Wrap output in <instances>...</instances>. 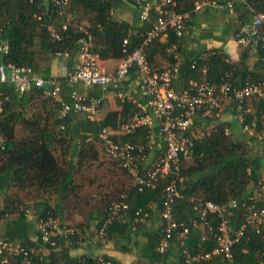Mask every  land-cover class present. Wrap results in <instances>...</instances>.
<instances>
[{"label": "trees", "instance_id": "1", "mask_svg": "<svg viewBox=\"0 0 264 264\" xmlns=\"http://www.w3.org/2000/svg\"><path fill=\"white\" fill-rule=\"evenodd\" d=\"M128 1L136 9L139 20L140 5H149L148 19L140 20V24L136 27L113 17L112 12L119 4L118 0H67L66 5L62 7L54 5L51 0H0V39L6 40L9 45L8 54L0 61L18 67L32 68L45 80L54 79L51 75L53 60L62 55H68L72 59L76 57L79 51L78 40L83 36L82 30L92 36L91 50L100 60L121 61L142 44L159 10V0H156V6L150 5L147 0ZM173 1L176 12L187 13L190 17L195 3L206 0ZM238 6L241 7L244 16L239 29L250 23L255 14L264 13V0H248L247 4L233 0L231 9L238 11ZM165 9H170V6H166ZM263 28L264 22L258 30ZM52 32H56L59 39L53 38ZM182 35L177 37L170 31L165 43H161L160 37H157L144 48L153 74L160 75L161 71L163 72V70H154V57L159 54L166 59L168 67L166 71L172 75L171 86L175 91L189 89L190 83L193 82L207 83L216 91L224 83H228L234 89L241 88L246 83H264V75L256 72V69H248L244 65V58L240 62L231 63L220 50L209 51L204 58L191 57L179 62L173 52L167 49H170L172 44H177ZM125 40L126 44H123ZM243 50L245 53H250L251 47ZM261 62L259 60L256 65L262 64ZM132 71L138 75L135 67H132L129 73ZM59 80L62 81L61 85L69 90L64 94L62 92L59 102L43 96L42 90L32 89L28 93L19 94L12 84L0 83V137L3 143L0 145V223L4 226L3 233L2 226L0 228V241L19 243L21 246L37 249L44 246L46 251L37 252L38 254L33 257V262L36 264H120L106 256L99 259L70 254V251L86 236L82 224L75 225L81 230V234L55 239L57 248L53 249L49 244L42 243L37 224L36 239H32L33 226L27 222L25 216L28 209H33L38 214L37 222L50 215L62 224L65 221L64 208L75 205L80 197L79 190L83 184L76 183V175H79L80 170L84 173V170L89 169L88 167L95 162L96 164L91 168L104 166L107 173L115 178L112 180L110 177L106 182L109 191H106L102 197L98 195L100 200L95 199L94 202L86 203L88 209L97 211L100 217L96 226L97 236L112 202H124L129 207L124 221L115 220L106 228L105 240L113 231L118 230L120 234L126 231L133 232L130 223L134 219V213L142 210L148 216L141 221L146 220L151 214L149 208L151 203L159 205L161 212L164 189L173 180H177L180 198H176L172 205V216L177 224H184L189 229L184 246L190 254H205L216 247V242L209 238L204 227H202L203 234L207 239L202 241L203 234L201 236L197 230L200 226H193L194 221L199 222V215L193 210L198 200L220 206L236 201L238 207L228 210L226 218L233 230L243 224L246 212L242 204L253 195L258 188V182L261 181L263 156L251 155V152L257 148L253 149L250 143L257 137L253 135L264 136V100L257 98L244 100L239 107L236 101L232 99L228 101L230 103L228 107H232L233 115L241 119V125L252 129L251 138L244 140L236 137L231 124L222 120V114L220 119L213 117L211 119L214 125L209 127L207 124V129L202 128L206 131L205 137L195 142L191 160L181 161L177 175L171 174L160 180L153 189L139 190V187L133 183L125 186L120 178L115 176L112 170L110 171L109 166L99 162L101 149L103 154L115 162L128 177L119 162L105 152V146L99 139L103 129H106L115 141L144 145L147 160L141 163L143 167H150L162 156L163 145L153 147L152 150L148 149L145 127H136L131 133H124L121 130L122 126L129 124L131 118L140 112L138 108L131 101L124 100L119 110H107L98 120L91 118L87 113L78 112L85 114L84 124L79 125L85 134L79 135V127H72L70 124V116L77 113L76 111L71 110L64 117H59L62 103L70 104L71 93L75 90L74 87L66 85L64 78ZM97 100H99L98 106H102L100 99ZM249 104L254 109L252 113L247 111ZM198 126H201V123L195 122L194 128ZM25 130L31 134V137L16 136L17 133ZM66 155L71 157L70 162L65 160ZM3 175L6 178L2 179ZM179 179L181 181H178ZM84 181L89 187L93 185L89 178L84 177ZM118 191L116 198L106 200L109 194ZM71 196H75L77 200L73 202ZM69 200L72 203L67 205L66 203H70ZM206 219L213 229L220 223L213 214L207 215ZM162 230L163 223L160 220L159 229L148 236L146 246L152 258L145 264H158L159 259H163L168 254L171 245L176 241L180 247V264H185L176 232L164 255L156 251L163 236ZM231 254L234 264H264V228L257 231L256 228L247 226L243 235L231 246ZM20 260L21 257L8 256V264H20ZM215 263L225 264V261L221 256L214 255L211 259L199 260L191 264Z\"/></svg>", "mask_w": 264, "mask_h": 264}, {"label": "built area", "instance_id": "2", "mask_svg": "<svg viewBox=\"0 0 264 264\" xmlns=\"http://www.w3.org/2000/svg\"><path fill=\"white\" fill-rule=\"evenodd\" d=\"M247 4L248 0H238ZM54 5L65 6L67 0H51ZM233 0H228L224 5L212 1L199 3L197 7L210 5L213 7H226L231 9ZM170 9H165L166 6ZM164 7V9L162 8ZM141 21L148 19L149 5H140ZM173 0H159V10L155 22L146 33L142 44L135 51L121 60L116 70L112 73H104L99 66V56L91 50L92 36L82 30L83 36L78 40L79 51L76 54L75 62L71 71L64 77V82L69 87L81 84L86 87L97 86L102 91L109 87L117 88L126 79L129 70L135 67L139 76V90L145 103L134 119L121 130L124 133H131L134 128L142 126L147 129V147L152 150L155 145L153 129L158 127V133L164 147L161 157L155 160L150 167H143L141 163L146 162L144 145L139 143L121 142L113 140L106 129L99 134V139L105 146V152L117 160L122 169L127 173L133 185L142 188L153 189L160 180L171 174H178L182 160H191L195 142L205 137V129L192 131L194 118L199 112L213 117H220L224 100L233 99L238 107L244 100L252 98L264 100V83H246L238 89L231 88L228 83L220 86L218 91L207 83H190L189 89L175 91L171 86V73L166 71L160 75L153 74L145 56L144 48L157 37H167L172 31L177 37L182 35L185 24L188 20L187 13H178L174 10ZM252 11V8L249 7ZM264 22V13L255 14L250 23L239 29L236 40L239 44L245 45L251 37H257L258 29ZM65 29V27H64ZM52 37L59 39L56 32ZM126 44V40L123 42ZM9 45L6 40L0 39V60L8 54ZM176 71V68L175 70ZM62 81L58 79H43L37 72L29 67H18L14 64L0 61V83H10L19 94H25L32 89L42 90L56 101H61ZM71 103H62L59 117H64L69 111L84 112L93 115L99 100L86 98L79 95L75 90L71 93ZM244 130L248 131L247 126ZM252 135V134H251ZM2 139L0 137V145ZM256 149V142L250 143ZM178 181H181L179 179ZM176 198H180L177 189V180L171 181L164 189V197L161 203L160 220L163 223V236L161 237L156 251L165 254L170 245V240L176 232V239L181 244V255L185 264H191L199 260L211 259L212 256H221L225 264H234L231 254V246L243 235L247 226H252L259 231L264 228V181L258 182V188L242 206L245 210V221L236 230L229 225L226 218L228 210L238 207L236 201H230L227 205L220 206L209 201L198 200L193 207L199 215V222L194 221L193 226L205 228L209 238L214 239L216 247L205 254L192 255L184 246V240L189 232L184 224H177L172 216V205ZM193 200V199H191ZM261 203L263 204L261 206ZM128 205L124 202L114 201L108 208L107 217L98 230V237L103 241L106 228L115 220H125ZM213 214L220 220L216 228H212L207 221V215ZM147 213L138 210L134 213V219L130 223L131 231L136 230V225L147 217ZM37 230L40 233L43 244H49L55 249V239L66 238L81 234V230L64 224H60L55 218L48 215L37 222ZM176 230V231H175ZM86 234V232L84 233ZM207 238L205 234L202 241ZM42 247L21 246L19 243L0 241V264H8V256L21 257L20 264H36L33 262L37 252L44 253ZM46 251V248H44ZM6 254L7 256H3ZM219 264V263H215Z\"/></svg>", "mask_w": 264, "mask_h": 264}, {"label": "crops", "instance_id": "3", "mask_svg": "<svg viewBox=\"0 0 264 264\" xmlns=\"http://www.w3.org/2000/svg\"><path fill=\"white\" fill-rule=\"evenodd\" d=\"M118 1V6L112 12L113 17L117 20L126 21L133 27L138 26L140 24V20L138 19V14L133 4H130L128 0ZM211 1L215 2L216 4L222 5L226 3L227 0ZM146 2L150 5L156 6V0H147ZM197 5H199V2L195 3L182 37L178 39L177 44H172L170 49L167 50L173 52L174 56L177 57L179 62L191 57L204 58L207 56V53L209 51L220 50V52L224 53L227 56V60L229 62L237 63L244 58V65L248 69H256V72L264 75V28L262 30H258L257 37H251L248 39L247 44L241 45L236 40V34L243 22V20L241 19L244 17L240 9L241 7L238 6L239 8L237 7V11L235 9H229L223 6L213 7L210 5H205L197 7ZM166 39L167 37H160L159 41L161 43H165ZM249 46L251 47L250 53H245L243 48H249ZM58 57H60V59L55 58L52 62L51 75L54 77V79L57 78L59 80L61 78H64L71 71L75 62V57H73V59L68 55H62ZM58 60H65L61 70L58 69ZM154 60V70H163L164 72L168 69L166 59L162 57V55L157 54L154 57ZM259 60L262 61V64L256 65ZM119 63L120 61L116 59L99 60L100 69L104 73L114 72ZM163 72L161 71V73ZM63 87L64 86H62V88ZM74 89L79 95L85 96L86 98L100 99V103L102 104V106H98V109H95L93 115H91V118H94L96 120L100 119L107 110H119L120 104L124 100L131 101L136 106V108H138V112L145 103V100L141 96L139 90V76L136 75V73L133 71L127 75L124 82L121 83L117 88L109 87L108 90L102 91L101 88L97 86L86 87L78 84L74 86ZM67 91L69 92L67 87H64L62 89L63 94ZM42 94L43 96H47L44 91H42ZM230 100L231 99L224 100L222 120L228 122V124H231L232 131L235 133L236 137L248 140L249 138H251V134L253 135V131L248 126L247 127L249 128V130H244L245 125H241V119H239V117L236 118L233 115L232 107H228V104H230L228 101ZM247 111L249 113H252L254 111L251 104L248 105ZM84 115V113L82 114L78 112L72 114L70 116V124H72V127H79V125H83L85 122ZM211 118H213V116H209L204 112H200L194 118L191 129L197 131L199 128L206 127L205 129H207L208 126H213L214 121ZM133 119L134 116L131 118L130 122ZM195 122H200L201 126L194 128ZM78 130L79 135L85 134V132L81 131V127H79ZM21 135H24V137H31V134L26 130L20 131L16 134L17 137H20ZM153 136L155 139L154 148L162 146L163 144L161 142L157 126H155V128L153 129ZM253 136H257L253 140L256 142L257 150L252 151L251 155L263 156L260 180H264V136L261 134ZM65 160H68L70 162L71 157L69 155H66ZM82 172V170L78 172L81 177L78 174L76 175L77 184H83L84 182V176L82 178V175L84 173ZM110 177L112 180L115 179L114 177H112V175ZM4 178H6V176L3 175L2 179ZM80 180H82L83 182H80ZM84 187L85 186L83 184L82 188H80L81 190H79V196L81 198L79 197L78 200L82 199L85 201L80 202L76 199L75 196H71L73 198V202L76 199L78 204L76 202V206H67L66 208H68V211L64 210V216L66 215V222L68 223V225L82 224L83 229L86 231V236L81 242L77 244V246H75L74 249H72V251H70V254L72 256H88L99 259L106 256L115 259L120 264H145L146 262L150 261L152 255L149 252L146 243L148 240V236L155 233L160 227V206L155 205L154 203H151L149 205L151 214L146 220L140 221L139 225L137 224V230L133 232L126 231L125 233L121 234L118 232V230L113 231L106 240L104 239L102 241L96 234V226L100 217L98 216L97 211L91 208L88 209V207L86 206L87 202H94L92 198L93 196H95V194L92 193V190L93 187L95 188V186L92 185L89 187V184L86 183V188ZM254 190L255 187L253 188V191ZM98 199L99 197L97 196L96 200ZM25 216L27 218V222L31 226H33L34 230H36L37 220H34L33 222V220L31 221L30 215L26 214ZM32 217L36 219V216ZM1 226V231L3 233L4 226L3 224H1L0 228ZM197 230L202 236V227H198ZM179 248L180 247L178 245V242H174L171 245L170 250L167 252L168 254L165 255L163 259L160 258L159 262L157 263L180 264Z\"/></svg>", "mask_w": 264, "mask_h": 264}, {"label": "rangeland", "instance_id": "4", "mask_svg": "<svg viewBox=\"0 0 264 264\" xmlns=\"http://www.w3.org/2000/svg\"><path fill=\"white\" fill-rule=\"evenodd\" d=\"M56 58H58V59H60V57H56ZM64 61L65 60H58L57 61V64H58V69L59 70H61V68H62V66H63V64H64ZM97 108V107H96ZM222 114V113H221ZM221 116V115H220ZM215 118V117H214ZM215 119H217V118H215ZM218 119H220V117L218 118ZM199 129H202V128H199ZM192 131H195L194 129H191ZM101 150V149H100ZM99 150V152H100V155H99V157H100V159L102 160V161H100V159H99V162H102V164H105V165H107V166H109L111 169H110V171L112 170V172H114V174H115V176H118L119 178H120V180H121V182H123V184L125 185V186H129V185H132V181L130 180V178H128L127 176H126V174L125 173H123L121 170H120V168L118 167V165L115 163V162H113V161H111L107 156H105L104 154H103V151L101 150L100 151ZM150 150V149H149ZM94 164H96V162L95 163H93V164H91L88 168L89 169H85L84 170V174H83V176L85 177V178H89L90 180H91V183L93 184V186H95V188L93 187V190H92V193H94L95 194V196H93V200H95L96 199V197L99 195L100 197H102V195H104V193H106L105 191H109V188H108V184L106 183L108 180H110V174L109 173H107L106 171H105V169H104V166H99V167H97V168H91V166H93ZM103 167V168H102ZM102 169H104V170H102ZM111 172V173H112ZM80 182H83L82 180H80ZM83 184H84V188H86V181H84L83 182ZM97 188V189H96ZM119 193V191L117 192V193H112L111 195L109 194L108 195V197H107V201H109V200H111V199H114V198H116V196H117V194ZM106 201V202H107ZM69 204L68 203H66L67 205H70L72 202L69 200ZM67 207V206H66ZM64 208V210L65 211H68V208ZM27 215H30L31 216V221L33 220V222H34V220H36L35 218H33L32 216H36V215H38L36 212H35V210H33V209H28L26 212H25ZM63 217H64V219H65V221H63L62 222V224H64V225H68V223L66 222V215L64 216V211H63ZM57 220V219H56ZM60 224H61V221H59V220H57ZM69 226H74L75 227V225H71V224H69ZM32 234H33V239H36L35 238V233H36V230H34V229H32ZM42 249L44 250L43 252H45V249H44V247H42Z\"/></svg>", "mask_w": 264, "mask_h": 264}]
</instances>
